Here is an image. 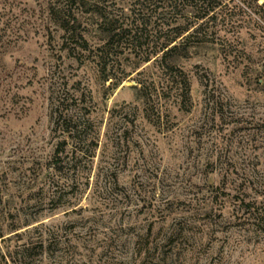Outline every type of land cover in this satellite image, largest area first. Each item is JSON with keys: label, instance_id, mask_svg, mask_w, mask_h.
I'll list each match as a JSON object with an SVG mask.
<instances>
[{"label": "rangeland", "instance_id": "1", "mask_svg": "<svg viewBox=\"0 0 264 264\" xmlns=\"http://www.w3.org/2000/svg\"><path fill=\"white\" fill-rule=\"evenodd\" d=\"M151 1L0 0V264H264V0Z\"/></svg>", "mask_w": 264, "mask_h": 264}, {"label": "trees", "instance_id": "2", "mask_svg": "<svg viewBox=\"0 0 264 264\" xmlns=\"http://www.w3.org/2000/svg\"><path fill=\"white\" fill-rule=\"evenodd\" d=\"M150 4V7L152 6L151 12L157 16L156 20L159 28H163L165 26L168 27V29L164 33L163 41L160 44V49L158 50V52L161 53L159 59L158 57H155L158 54L155 53V50H151L145 56L146 59H144L145 62L149 61V58L147 57L150 53H152V56L155 57L152 62L159 63L160 65L164 62V69L172 72L174 69L165 63V57L175 51L178 45H184V42L181 41L185 38L189 31L191 33L197 32L204 20L212 17L215 6L217 5L213 1L205 2L203 0H152ZM179 18H183L185 23L177 24L176 21ZM124 32L127 31L120 29V33ZM159 33L162 34L160 31ZM80 39L82 40L81 37ZM155 40H157V37L154 38V41ZM136 74H139V72ZM122 80L123 79L121 78L118 82L120 83ZM54 153L58 154V150H55ZM58 160L59 159L57 158L55 159V161ZM243 202L244 200H241L240 205H243L245 208L247 217L253 221H258L260 224L264 223V217H261L264 216V209L260 214L261 209L251 203Z\"/></svg>", "mask_w": 264, "mask_h": 264}]
</instances>
